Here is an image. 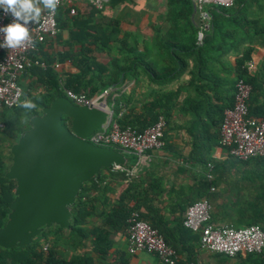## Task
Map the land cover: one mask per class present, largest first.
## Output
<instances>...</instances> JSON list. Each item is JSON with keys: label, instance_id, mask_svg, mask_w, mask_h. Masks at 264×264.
I'll use <instances>...</instances> for the list:
<instances>
[{"label": "trees", "instance_id": "16d2710c", "mask_svg": "<svg viewBox=\"0 0 264 264\" xmlns=\"http://www.w3.org/2000/svg\"><path fill=\"white\" fill-rule=\"evenodd\" d=\"M157 1L110 0L98 9L80 0L74 14H70L68 8H59L56 14L58 34L37 44L30 52L33 64L24 72L28 79L22 87L24 98L33 100L37 107L9 109L13 114L11 118H2L4 127L0 129V143L14 142L19 133L29 127L30 116L41 113V108L48 106L57 95H65L64 89L84 92L91 98L107 90L106 95L111 98L109 106L121 127L131 126L142 131L162 116L164 143L172 112H185L186 108L200 116L203 107L218 110L222 113L218 130H212L215 125L211 118L189 131L191 154L199 151L198 162L206 168L210 162L214 177L212 180L199 179L195 186L197 192H192V197L183 201L178 209L184 214L189 205L208 198L214 206L210 212L212 222H224L235 228L251 224L264 227V156L240 161L230 156L226 148L223 160L208 155L212 146L219 144L223 112L233 104L238 79L251 86L248 115L264 116V60L255 73L246 65L251 61L253 44L264 48V3L233 0L232 5L223 6L205 2L202 10L209 15L206 20L209 27L203 30L201 39L198 31L203 28L204 20L195 0H165V11L158 13L155 20L148 17L136 20L126 13L123 19L134 28H123V19L116 15L118 8L123 5L124 9L131 3L136 10L157 11ZM144 27L151 33L144 36L141 32ZM230 55H236L234 65L228 62ZM66 60L77 72L61 74L58 71L55 63ZM230 73L236 75L232 80L227 77ZM128 83L133 85L129 92L123 89ZM138 84L145 99L139 107L135 104ZM212 97L220 99L223 105H213ZM20 116H24L28 126H17L15 131V121ZM200 119L202 121V116ZM62 123L69 126L70 118L64 115ZM124 154V167L130 169L135 156ZM7 157L10 162L9 151L8 155L0 151V226L6 222L14 197V181L4 177ZM140 176L112 167L102 168L100 174L83 183L78 192L71 207L69 228L54 224L44 228L28 245L0 247V264H89L88 257L83 254H96L101 260L110 254H124L114 247L115 237L126 236L134 211L156 228L172 247L177 255L175 264L200 260L199 255L205 250L200 247L199 233L185 227L183 217L170 220L162 214L151 194L154 192L152 185L157 186L158 194L162 193L159 180L148 186ZM211 186L215 187L213 191H210ZM210 256L217 259V264H228L231 259H235L234 264H264V251L239 253L234 258L218 253ZM110 264L119 263L112 258Z\"/></svg>", "mask_w": 264, "mask_h": 264}, {"label": "built area", "instance_id": "2783aa9c", "mask_svg": "<svg viewBox=\"0 0 264 264\" xmlns=\"http://www.w3.org/2000/svg\"><path fill=\"white\" fill-rule=\"evenodd\" d=\"M80 0H60L54 13L44 10L37 22L29 25L31 44L12 49L0 47V111L17 107L19 101L24 99L23 88L19 78L33 61L30 52L36 49L37 44L56 37L59 26L56 14L59 8H68L70 14L76 11V4ZM98 9H102L110 0H85ZM205 2H213L223 6H230L233 0H195V6L204 20L203 28L198 31V38L203 37V30L209 27V15L202 10ZM42 7V6H41ZM12 21L10 14L0 9V27ZM3 42V33H0V43ZM247 68L252 71L254 64L247 62ZM59 64L55 63V67ZM251 86L238 79L235 83L234 99L231 107L223 112L220 123L219 145L226 148L233 158L246 161L253 157L264 156V116L256 118L248 115L247 100ZM65 96L78 105H99L101 95L95 98L88 97L84 92H75L64 89ZM107 90L103 95L107 94ZM19 95V100L17 99ZM106 103V102H105ZM107 117L102 127L95 130L86 139L98 146L119 147L123 152L132 153L135 165L126 169L124 165L111 166L114 170L126 171L133 174L140 167L148 150L160 149L163 144L165 120L159 116L157 121L142 131L131 126L121 127L114 116L113 109L106 104ZM122 112L118 113L121 116ZM4 122L0 119V129ZM121 150V151H122ZM213 165L207 164L205 173L207 180H212ZM215 187L211 186L210 191ZM212 204L208 198H202L187 207L183 215V225L199 233L200 247L211 253L222 254L234 258L239 253L260 254L264 251V227L251 224L235 228L231 224H216L211 221L210 212ZM130 225L126 231L127 250L134 254L137 251H147L158 258V264H175L177 255L169 246L158 230L151 224L140 219L138 212L134 211L129 219ZM191 264H205L196 260Z\"/></svg>", "mask_w": 264, "mask_h": 264}, {"label": "water", "instance_id": "95a60500", "mask_svg": "<svg viewBox=\"0 0 264 264\" xmlns=\"http://www.w3.org/2000/svg\"><path fill=\"white\" fill-rule=\"evenodd\" d=\"M70 118V125L62 117ZM106 103L78 105L57 95L11 143L4 177L14 181V197L0 226V247L24 246L44 228H69L71 207L83 183L102 168L124 165L123 151L86 138L102 127Z\"/></svg>", "mask_w": 264, "mask_h": 264}, {"label": "crops", "instance_id": "0c3cea01", "mask_svg": "<svg viewBox=\"0 0 264 264\" xmlns=\"http://www.w3.org/2000/svg\"><path fill=\"white\" fill-rule=\"evenodd\" d=\"M261 1H263L264 3V0ZM254 7H256L255 4ZM141 12L142 14L139 15L140 20L144 17L155 20L158 13H161V11ZM262 14H264V11H262ZM128 30H131V28H128ZM141 32L145 36L150 34L151 30L144 27L141 29ZM235 58L236 55H230L228 57V62L231 65H234ZM262 60H264V48L259 44H253L251 61L254 64V68L251 71L252 73L256 72ZM56 63L59 64L57 69L61 74H64L65 72H77V69L68 60ZM225 74L226 73H224V75ZM227 77L232 80V78H235L236 75L235 73H230V75L228 74ZM19 82L22 87L27 84L28 79L25 77L24 72L21 74ZM229 84L231 86L232 83ZM123 89L128 92L131 91L133 89L132 83H128L124 86ZM230 91L233 94V90ZM136 92L137 101L135 104L137 105V107H139L140 103L144 102L145 100L144 96H141L140 84L136 86ZM210 102L213 103V105H223V102L220 101V99H215V97H212ZM2 114L3 110L0 111L1 120L3 118ZM200 116H202V121L200 119ZM200 116L191 109H188L187 111L186 108L185 112L178 110L172 112V115L169 119L170 130H168L167 140L164 143L163 148L148 150L145 155L143 164L140 167H137L136 171L131 174H141V176L139 177L140 180L144 181L148 186L149 184H156L154 180H159L163 191L161 194H158V191L156 189L157 186L152 185L154 192H152L151 194H154L155 200L153 202L160 207L161 213L167 215L170 220H176V218L178 217H183V212L180 214V211L178 209L180 204L182 203L183 205V201H185L189 197L191 198L192 192H197L195 186H197L199 179L206 177V165L204 166L198 162V154L200 152L196 151V155L191 154V137L189 136V131L194 129L196 125L200 126L207 123L211 118H213V123L215 125L213 126L212 130H218L217 124L222 117V113L218 110H216L215 112L212 111L211 108L203 107L200 111ZM198 119H200V122H197ZM225 152L226 149L216 143L212 146V148L208 152V155L217 160H223L225 158ZM134 165L135 164H133V166ZM132 167L130 169H132ZM217 223L223 224L224 222ZM115 239L116 243L114 244V247L121 253L125 252L124 254H110L103 260L99 259L96 254H83L88 257L89 264H110L112 258H114L115 262H118L119 264H158V258L147 251L140 250L134 254H130L127 251V241L125 235H122L120 238L115 237ZM122 244L124 246H122ZM210 254L211 252L203 251L199 255V258L205 264H217L215 262L217 259L211 257ZM234 262L235 259H231L228 264H234Z\"/></svg>", "mask_w": 264, "mask_h": 264}, {"label": "clouds", "instance_id": "9594fccd", "mask_svg": "<svg viewBox=\"0 0 264 264\" xmlns=\"http://www.w3.org/2000/svg\"><path fill=\"white\" fill-rule=\"evenodd\" d=\"M59 3L60 0H0V9L12 17L10 23L0 27V33H3L0 47L15 49L31 44L29 25L37 22L44 10L54 13ZM17 99L19 100V95ZM18 106L26 110L37 107L34 101L27 97L19 101Z\"/></svg>", "mask_w": 264, "mask_h": 264}, {"label": "rangeland", "instance_id": "374dc122", "mask_svg": "<svg viewBox=\"0 0 264 264\" xmlns=\"http://www.w3.org/2000/svg\"><path fill=\"white\" fill-rule=\"evenodd\" d=\"M134 5L133 4H131V3H128V5L127 6H125V9H123V7L122 8H118L117 10H116V15H118L119 17H121V19H123V17H125L126 18V13H130V15H132L133 17H134V19H137L138 20V18H139V15H141L142 14V12L141 11H144V10H136L135 9V7H133ZM157 11H161V12H164L165 11V0H158L157 1ZM153 14V13H152ZM154 14H155V12H154ZM123 19V21H122V25H123V28L124 29H128V28H131V29H133L134 27H133V25L131 26V25H128V23H127V20L126 19ZM109 99V100H108ZM106 101V103L109 105V103L108 102H110L111 101V98H109L107 95H103V93L101 94V99H100V101ZM12 114H13V111L12 110H9V109H6V110H4L3 111V117H5V118H11V116H12ZM16 129H15V131H17V126L18 127H22V126H28L27 125V120L26 119H24V116H20L19 117V119H17L16 121ZM14 130V129H13ZM20 134V133H19ZM19 136V135H18ZM18 138V137H17ZM13 142V141H12ZM12 142H9V141H3V142H1L0 143V151L3 153V154H5V155H8V151H9V145L12 143ZM6 163L9 165V158L7 157L6 158ZM212 208H214V206L212 205ZM122 246H124L123 244H122Z\"/></svg>", "mask_w": 264, "mask_h": 264}]
</instances>
